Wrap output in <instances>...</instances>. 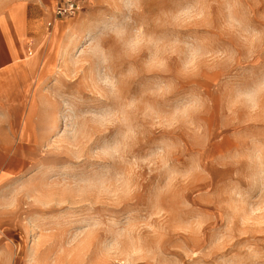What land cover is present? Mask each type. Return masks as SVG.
<instances>
[{
    "label": "rangeland",
    "instance_id": "rangeland-1",
    "mask_svg": "<svg viewBox=\"0 0 264 264\" xmlns=\"http://www.w3.org/2000/svg\"><path fill=\"white\" fill-rule=\"evenodd\" d=\"M0 0V264H264V0Z\"/></svg>",
    "mask_w": 264,
    "mask_h": 264
},
{
    "label": "built area",
    "instance_id": "built-area-1",
    "mask_svg": "<svg viewBox=\"0 0 264 264\" xmlns=\"http://www.w3.org/2000/svg\"><path fill=\"white\" fill-rule=\"evenodd\" d=\"M80 9V0H54L52 15L56 20H69L76 18Z\"/></svg>",
    "mask_w": 264,
    "mask_h": 264
},
{
    "label": "crops",
    "instance_id": "crops-1",
    "mask_svg": "<svg viewBox=\"0 0 264 264\" xmlns=\"http://www.w3.org/2000/svg\"><path fill=\"white\" fill-rule=\"evenodd\" d=\"M52 13V12H51Z\"/></svg>",
    "mask_w": 264,
    "mask_h": 264
}]
</instances>
